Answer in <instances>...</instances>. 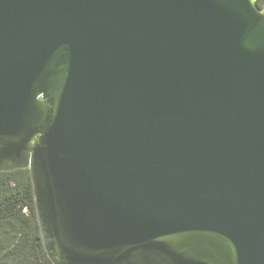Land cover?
I'll list each match as a JSON object with an SVG mask.
<instances>
[{"label":"water","instance_id":"obj_1","mask_svg":"<svg viewBox=\"0 0 264 264\" xmlns=\"http://www.w3.org/2000/svg\"><path fill=\"white\" fill-rule=\"evenodd\" d=\"M18 169L55 264H264V6L0 0Z\"/></svg>","mask_w":264,"mask_h":264},{"label":"trees","instance_id":"obj_2","mask_svg":"<svg viewBox=\"0 0 264 264\" xmlns=\"http://www.w3.org/2000/svg\"><path fill=\"white\" fill-rule=\"evenodd\" d=\"M260 8L264 0H257ZM0 264H55L44 245L29 169L0 172Z\"/></svg>","mask_w":264,"mask_h":264}]
</instances>
